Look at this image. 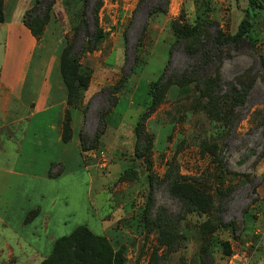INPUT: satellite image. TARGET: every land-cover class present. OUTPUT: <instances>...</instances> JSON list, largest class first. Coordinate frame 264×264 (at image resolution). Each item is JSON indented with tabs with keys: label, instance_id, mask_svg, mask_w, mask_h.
Returning <instances> with one entry per match:
<instances>
[{
	"label": "rangeland",
	"instance_id": "1",
	"mask_svg": "<svg viewBox=\"0 0 264 264\" xmlns=\"http://www.w3.org/2000/svg\"><path fill=\"white\" fill-rule=\"evenodd\" d=\"M84 1H55L47 17L45 33L39 36L42 46L37 56L61 57L66 48L73 46V54L81 55L79 63L83 74L92 80L103 71L111 78L102 90L118 84L122 76L132 71L129 79L119 87L115 105L108 99V90L98 92L88 101L83 130L88 139L104 131L106 125L104 127L101 120L104 112L109 114V129L113 132L115 123L121 122V132L128 140L138 120L135 109L148 105L151 98L149 83L159 79L171 57V47L176 39L173 24L192 25L203 0H104L99 19L106 36L95 51H89L87 47L88 35L94 32L93 7L97 0H89L87 8ZM211 1L214 7L211 19L219 21L226 34L237 32L244 18L257 22L258 16L254 14L262 12L259 23H254L261 33L255 32L251 36L255 40L254 49L248 47L223 54L217 50L214 61L207 65L204 61L199 63L201 71L214 73L215 68H219L221 91L218 95L221 98L213 111L207 106L208 98L195 83L190 84L188 94L176 85L172 86L163 92L161 102L150 116L152 122L148 128L146 126L153 136L150 162L143 157L132 158V152L136 154L137 140L131 146L125 142L123 149H127L126 154L131 157L117 163L122 170H128L122 171L116 179L101 173V181L96 180L91 188L80 178L77 192H74V181L80 174L51 175L54 167L49 162L59 163L58 155L51 151L33 155L39 173L46 170L48 179L58 178L53 183L55 186H47V190H61V197L57 194L58 202L54 207L55 221L64 220L62 230L56 231L58 238L72 235L78 226L84 225L96 235L110 237L108 240L118 251L116 264H228V254L235 253L229 237L236 240L235 250H238L244 238L245 215L264 216V72L258 57L260 54L264 58V0H255V3L250 0ZM35 2L10 0L8 17H19ZM159 5L162 11L156 9ZM84 19L88 21V32L83 29L78 34ZM83 46L86 48L82 52ZM3 54L4 43L0 40V67ZM39 61H35L34 66ZM192 63L178 46L172 54L170 71L183 72L191 68ZM244 74L250 76L249 82L253 86L244 104L234 106V98L225 94L229 93V83ZM61 79L64 81L63 76ZM133 84L138 86L132 94ZM86 91H79L81 97L74 99L76 89H68L73 101L66 109L73 104L83 107ZM53 93L56 100V90ZM37 121L31 122L32 126L24 122L0 130V139L4 140L1 145L13 159L18 158L17 169L28 163L32 139L26 137L37 138ZM113 149L99 141L93 148L100 164L99 151L104 150L108 155V166H101L104 171L113 162ZM18 178L12 175L10 182ZM185 178L205 186L211 196L207 213H200L194 205L185 207L173 192V183ZM42 187L45 192V185ZM13 193L15 199L18 192ZM22 198L27 201L28 196ZM34 200L31 198L27 202ZM124 203L126 206L122 207ZM139 204L140 208L137 207ZM131 210L128 216H121ZM109 215L114 218L112 225L106 228L103 219ZM221 221L225 226L220 225ZM229 222L237 229V237L232 234H236L232 227H228ZM249 249L252 253L253 245ZM207 251L211 256H205Z\"/></svg>",
	"mask_w": 264,
	"mask_h": 264
},
{
	"label": "crops",
	"instance_id": "2",
	"mask_svg": "<svg viewBox=\"0 0 264 264\" xmlns=\"http://www.w3.org/2000/svg\"><path fill=\"white\" fill-rule=\"evenodd\" d=\"M9 1H5V20L0 23V40L4 43L0 67V130L24 122L32 126L31 122L38 119L39 132L37 131L35 135L37 138L26 137L32 139L30 146L32 152L28 163L24 167L21 166V169L16 167L18 158L13 159L8 154L1 145L4 140L0 139V264H42L53 253L55 241L58 239L56 231L62 230L64 220L55 221L54 216V207L58 202L57 194L59 195L61 190L58 189L57 192L47 190V186H55L53 183L57 182L58 178L48 179L46 170L39 173L33 155H42L46 151L58 155L59 163L49 162L54 167L51 175L58 177L80 174L81 176L74 181V185L76 184L74 192H77L80 178H83L85 186L91 188L96 180L101 181V173L105 172L108 177L114 176L116 179L122 171L128 170H122L123 167L117 162L131 157V154H126L127 149H123V146L125 142L130 143L131 146L136 142L137 137L133 126L130 139L127 140L121 132V122L115 123L116 128L112 132L109 129L110 119L107 114L106 128L99 142L111 149L115 147L113 162L104 171L101 168L100 158L95 157V150H83L80 134L86 124L87 103L102 88L109 85L108 81L111 80L102 71L92 77L86 91L84 106L69 107L72 115V137L64 141L62 120L68 105V89L61 79V57L47 54L37 56V51L42 46L41 39H38L24 22L26 12L32 5L28 6L26 12L19 17L9 18L7 13ZM35 61H39V64L34 66ZM151 84L152 82L148 86L149 95ZM137 86V84L132 85V94ZM54 90L58 94L56 100H54ZM131 103L135 105L134 101ZM147 106L143 105L141 109H135L138 119ZM149 119L146 123L147 128L152 122L151 118ZM132 155L133 159L136 158L135 152H132ZM157 155L155 152L154 157ZM12 175L19 177L18 180L10 182ZM42 185H45V192ZM13 190L18 192L16 200ZM11 191L12 193H9ZM23 195L28 196L27 201L31 198L36 201L27 202L22 198ZM123 206L125 207L126 204L124 203ZM137 207L140 208L141 204ZM133 210L121 216H128ZM106 218L103 219V224L108 228L112 225L114 216L109 215ZM242 226L244 238L241 243L237 241L241 249L235 250L236 240L233 241L234 238L229 237L234 254L238 255L237 260L247 261L248 264H264V216L249 217L247 221H243ZM250 245L254 248L252 253H249Z\"/></svg>",
	"mask_w": 264,
	"mask_h": 264
},
{
	"label": "trees",
	"instance_id": "3",
	"mask_svg": "<svg viewBox=\"0 0 264 264\" xmlns=\"http://www.w3.org/2000/svg\"><path fill=\"white\" fill-rule=\"evenodd\" d=\"M5 1L0 0V23L5 20ZM56 0H36L35 4L27 11L24 22L30 28L32 33L38 38L45 33L46 26L48 24L47 17H49L52 6ZM104 0H97L93 7L94 14V32L92 35H88V49L89 51H95V49L104 41L106 33L100 24L99 12L102 8ZM255 3V0H250ZM205 2V3H204ZM86 8L88 7L89 0L84 1ZM204 6H200L198 14H195V18L192 25L186 26L181 22H175L173 24L176 39L171 47V57L166 65L165 71L159 77L158 80L153 81L150 90V101L146 110L140 115L136 125L135 133L137 137V150L136 156L143 157L147 162H150L149 155L152 152L153 136L147 131V120L151 114L156 110L157 106L162 100L163 92L169 90L172 86L176 85L185 94L190 93L192 83H195L198 90L208 98L209 104L207 105L210 110H214L219 105L221 98L218 95L221 91V77L218 66L215 68L214 73L207 71H201L199 69L200 62L207 65L211 61H214L217 56L214 52L219 50L222 54L225 51L232 52L233 50L243 51L244 49L251 47L255 48V40L251 39L253 33H261V30L255 25L261 20V10L256 12L254 16H258L257 22L244 18L239 26V29L234 34H226L219 21L211 19V14L214 11L211 0H203L201 3ZM211 5V6H210ZM44 7V11L42 10ZM212 7V8H211ZM157 10L162 11V7L156 6ZM87 10L85 9L84 15L86 16ZM152 14V12L150 13ZM255 23V24H254ZM88 32V21L84 19L81 22V26L78 28V34L81 30ZM256 33V34H257ZM140 41V40H139ZM181 46L187 55L190 62L189 69L183 72L170 71L172 63L173 51ZM140 43L136 44V52L139 53ZM85 46L81 51H85ZM73 46L66 48L61 56V74L64 79L67 89H76L74 99L78 98V93L81 90H87L90 86L91 77L83 74L81 71V64L79 63L80 54H73ZM263 65L264 72V58L258 54ZM220 59V57H219ZM218 59V60H219ZM132 72V71H131ZM130 72V73H131ZM130 73L125 74L120 78V82L114 86H109L101 90V92L109 91L108 99L115 105L118 101L116 93L119 91V87L123 85L130 77ZM249 77L246 74L238 77L235 82L229 83V93L225 96H231L234 98L233 103L235 105L244 104L246 101L253 83L249 82ZM264 80V74L262 76ZM66 86V87H67ZM240 86V88H238ZM81 97V96H80ZM79 97V98H80ZM73 98L68 92V104L72 105ZM73 106H77L74 105ZM233 106V107H234ZM106 114L103 112L101 120L105 127ZM234 123V121L232 122ZM62 130L64 141L69 140L72 137V115L71 110L68 107L65 110L62 120ZM103 130L97 132L92 138L86 137L82 131L80 139L83 150H89L95 148ZM142 146V149L140 147ZM147 152V155H146ZM151 166V164H150ZM152 179V178H151ZM150 179V183L152 181ZM173 192L179 196L185 207L194 205L199 209L200 213H207L211 207V196L207 192L205 186L199 181L188 179H179L173 183ZM204 216V215H202ZM199 216V217H202ZM249 217H255V215L247 213L244 217V221H247ZM207 219L204 221L206 223ZM220 225L225 226L223 221ZM232 227V233L237 237V229L233 222H229L228 227ZM217 240V239H215ZM219 243V241H216ZM226 245L230 243L226 242ZM117 253L111 242L106 236H100L94 234L86 226L80 225L76 228L75 232L69 236H63L55 241L53 253L42 264H116ZM233 253V252H232ZM228 254L227 257L231 256ZM211 256L210 252H205V256Z\"/></svg>",
	"mask_w": 264,
	"mask_h": 264
},
{
	"label": "built area",
	"instance_id": "4",
	"mask_svg": "<svg viewBox=\"0 0 264 264\" xmlns=\"http://www.w3.org/2000/svg\"><path fill=\"white\" fill-rule=\"evenodd\" d=\"M99 154H100V157H101V166H103V167L108 166L109 159H108V155L106 154V152L104 150H100ZM237 258H238V255L232 254L229 257L228 264H248L247 261L239 262L237 260Z\"/></svg>",
	"mask_w": 264,
	"mask_h": 264
}]
</instances>
